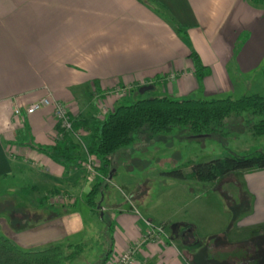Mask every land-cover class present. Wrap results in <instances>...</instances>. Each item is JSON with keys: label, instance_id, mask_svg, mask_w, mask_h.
Returning <instances> with one entry per match:
<instances>
[{"label": "crops", "instance_id": "0c3cea01", "mask_svg": "<svg viewBox=\"0 0 264 264\" xmlns=\"http://www.w3.org/2000/svg\"><path fill=\"white\" fill-rule=\"evenodd\" d=\"M192 54L210 71L201 81ZM263 64L264 6L249 0H0V191L18 180L13 195L37 207L18 214L16 238L6 237L28 250L83 244L75 240L84 210L70 207L84 194L77 169L85 157L70 152L68 138L56 142L50 109L16 116V108L51 96L68 106L74 122L83 121L105 92L156 80L152 90L173 100L234 97L238 87L264 84L263 73L246 77ZM239 172L232 181L238 189L221 191L222 223L174 224L171 235L141 244L135 264H264V169ZM52 194L64 198L42 201ZM136 214L120 211L109 226L112 250L101 264L142 241L147 228Z\"/></svg>", "mask_w": 264, "mask_h": 264}, {"label": "rangeland", "instance_id": "374dc122", "mask_svg": "<svg viewBox=\"0 0 264 264\" xmlns=\"http://www.w3.org/2000/svg\"><path fill=\"white\" fill-rule=\"evenodd\" d=\"M243 40L235 47V54L242 47ZM263 68L264 66L260 70L248 73L246 77L258 80V76L263 73ZM138 90V88L135 90L132 85H126L117 86L105 92L103 96L105 102L95 103L94 116L91 118L102 121L118 106L128 105L143 98L160 97L157 86L155 90L147 91L142 95ZM251 94H260L264 97V84L261 85L260 81H254L252 88H247L246 85L238 87L232 98ZM96 95L97 99L102 96L97 93ZM223 97L219 96V98ZM63 105L70 113L68 106ZM262 118L264 117H252L248 114L242 117L231 116L224 121L225 130L222 134L208 136H195L187 129L180 127L170 133L151 134L145 126L133 135L132 144L122 147L110 156L111 165L104 172L97 167H100L101 162L86 150L84 137L87 134L77 133L80 141L75 138L72 140L81 147L80 155L85 157L84 166L77 169L83 179L85 190L83 196L77 198L76 206L70 208L75 211L84 210L82 218L84 227L77 236V239L81 240L75 241L83 243L85 248L75 260L62 261V264H101L112 250V233L109 226L116 224L115 219L123 210L137 213L141 225L143 221L149 220L153 226L162 229L165 235H171L172 226L177 223L190 222L197 224L198 227L203 223H222L226 217L227 205L221 193L229 187L232 190L238 189L232 181L233 177L240 172L231 173L233 174L232 177L230 176L232 179L226 175L211 183H200L194 179L183 180L173 173L180 171L183 175H189L196 164L215 159L264 154V135L255 136L252 132L253 125ZM71 119L74 123L72 117ZM88 160L92 162L91 167L94 174L85 166ZM110 176H112L111 180H108ZM18 183V180H11L0 191V222L4 223L0 226V233L8 238L11 233H14L12 239L16 238L15 227L18 223V214L32 212L37 208L28 199H23V197L19 199L13 195L18 189ZM95 185L99 188L94 199L97 203L95 210L101 205L104 211H94L91 215L84 201ZM62 198L64 196L60 194H52L47 195L42 201L46 200V204L47 202L54 204ZM66 201L73 202L74 198H67ZM41 209L43 213L49 210L47 207ZM52 247L54 246L29 250L22 248V250L41 251Z\"/></svg>", "mask_w": 264, "mask_h": 264}, {"label": "trees", "instance_id": "16d2710c", "mask_svg": "<svg viewBox=\"0 0 264 264\" xmlns=\"http://www.w3.org/2000/svg\"><path fill=\"white\" fill-rule=\"evenodd\" d=\"M257 7L264 6V0H249ZM170 24L179 33L183 30L175 22ZM194 74L201 81L209 73L196 54L191 55ZM264 74V68H263ZM158 80L152 84L156 85ZM264 117V97L260 94L244 95L239 98L230 96L222 99L185 98L173 100L166 96L139 99L128 105H121L108 113L102 121L90 118L73 123V130H83L87 152L97 160L103 172L110 165V156L117 150L134 142V134L147 127L151 134L170 133L175 128L187 129L192 135L222 134L225 130L224 121L231 116ZM255 136L264 135V118L252 127ZM68 138L71 150L75 155L81 153V147ZM264 169V154L246 157H230L215 159L193 166L189 175L180 171L173 173L176 177L186 180L194 179L200 183H211L236 171ZM105 174H107L105 172ZM107 179V178H106ZM99 188L93 186L87 194L85 203L91 212L96 209L95 196ZM85 248L84 244L57 245L41 251H24L14 245L10 239L0 233V264H62V261H73Z\"/></svg>", "mask_w": 264, "mask_h": 264}, {"label": "built area", "instance_id": "2783aa9c", "mask_svg": "<svg viewBox=\"0 0 264 264\" xmlns=\"http://www.w3.org/2000/svg\"><path fill=\"white\" fill-rule=\"evenodd\" d=\"M118 89H121V91L125 90L122 88ZM48 109L51 110L52 116L56 122V125L59 128V130L56 132L55 140L61 142L65 136H70L80 141L78 134L73 130V122L71 119V115L67 110V107H65L58 101L53 100L51 96L43 97L40 100L29 104L23 109L16 108L15 115L19 116L23 114L25 116H30L37 112H41L43 110ZM91 164V160H88L87 163H85V166H87L88 171L93 173ZM144 224L147 230L142 238V241L132 244L124 253H122L118 257V259L113 264H135V255L139 252L141 244L152 238L158 239L160 238V236L163 235L162 230L153 226L152 223H150L149 221H144Z\"/></svg>", "mask_w": 264, "mask_h": 264}, {"label": "water", "instance_id": "95a60500", "mask_svg": "<svg viewBox=\"0 0 264 264\" xmlns=\"http://www.w3.org/2000/svg\"><path fill=\"white\" fill-rule=\"evenodd\" d=\"M150 90H152V86H142L139 88L138 92L140 94H144L145 92L150 91ZM109 180H111V176Z\"/></svg>", "mask_w": 264, "mask_h": 264}]
</instances>
